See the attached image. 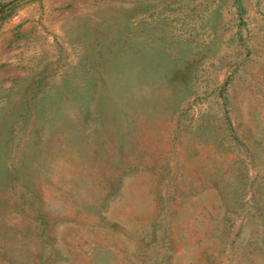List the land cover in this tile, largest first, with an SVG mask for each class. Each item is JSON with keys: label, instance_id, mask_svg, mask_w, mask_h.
Instances as JSON below:
<instances>
[{"label": "rangeland", "instance_id": "rangeland-1", "mask_svg": "<svg viewBox=\"0 0 264 264\" xmlns=\"http://www.w3.org/2000/svg\"><path fill=\"white\" fill-rule=\"evenodd\" d=\"M0 264H264V0H0Z\"/></svg>", "mask_w": 264, "mask_h": 264}]
</instances>
